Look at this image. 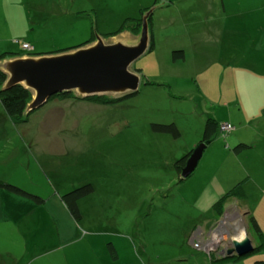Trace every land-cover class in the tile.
<instances>
[{
    "label": "rangeland",
    "instance_id": "obj_1",
    "mask_svg": "<svg viewBox=\"0 0 264 264\" xmlns=\"http://www.w3.org/2000/svg\"><path fill=\"white\" fill-rule=\"evenodd\" d=\"M153 7L155 50L132 65L142 77L138 94L111 104L53 96L23 128L0 103V180L44 200L36 206L24 195L36 205L23 200L16 211L18 251L37 258L25 264H212V253L193 243L198 223L219 217L213 206L230 190L227 177L236 185L264 173V0H0V55L27 56L24 43L36 53L91 38L137 44L140 31L107 36ZM174 51L185 59L175 64ZM213 117L234 126L232 134L246 128L252 145L234 152L219 127L182 181L175 163L196 149ZM172 123L179 138L152 129ZM87 184L95 191L79 202L77 222L58 194ZM251 188L241 198H257ZM254 202L246 203L250 213ZM227 214L220 220L228 235L216 239L222 258L233 239L249 233L255 241L243 213ZM0 222L2 232L15 228L1 212Z\"/></svg>",
    "mask_w": 264,
    "mask_h": 264
},
{
    "label": "water",
    "instance_id": "obj_2",
    "mask_svg": "<svg viewBox=\"0 0 264 264\" xmlns=\"http://www.w3.org/2000/svg\"><path fill=\"white\" fill-rule=\"evenodd\" d=\"M155 8L142 17L141 36L137 44L122 41L105 42L98 38L92 44L70 52L24 56L0 61V70L7 76L3 89L21 85L32 93L26 115L46 105L55 95L70 94L78 98L108 97L123 100L139 93L140 74L132 65L151 51L149 20ZM207 145H200L189 158L181 177L188 179L197 170ZM249 233L233 239L223 259H241L253 254Z\"/></svg>",
    "mask_w": 264,
    "mask_h": 264
},
{
    "label": "trees",
    "instance_id": "obj_3",
    "mask_svg": "<svg viewBox=\"0 0 264 264\" xmlns=\"http://www.w3.org/2000/svg\"><path fill=\"white\" fill-rule=\"evenodd\" d=\"M154 6H156V4ZM150 9L151 8L142 9L140 18H138V19H127V21L125 23L126 25L124 24L118 33H114L113 35H108L107 37H116L117 35L121 34L122 32H125V31L134 32V30H135V31L141 32V30H142V17ZM149 27H150V32H151V50L150 51L152 52L155 49V40H154V35H153L154 34L153 33V17H151L149 20ZM95 41H96L95 38H91L90 40H88L86 42H82L81 44L77 45L74 48H69V49H64V50H59V51H54V52L51 51V52L36 53V50L34 49L33 46H32L31 50H25V49L24 50L29 52V54L27 56H44V55H52V54H58V53L60 54V53H65V52L75 50L78 48L86 47ZM24 44H29V43H24ZM16 57H24V56L18 55L12 51L11 52L8 51V52H5V53L0 55V61H3L5 59H12V58H16ZM184 59H185L184 51H174L173 52L174 62H176L178 60H184ZM139 71L140 70H136V72H139ZM7 79H8V76L3 71L0 70V103L2 104L3 109H4L5 113L7 114V116L13 121V123L15 125H17V126L25 125L28 122V117L33 113V112H31L29 115L25 114L28 105L32 101V93L29 90L25 89L21 85H16V86L11 87L9 89H3L5 83L7 82ZM145 85L148 86V85H152V84H151V82H149V80H146ZM55 96L70 97V96H72V93L60 94V95H55ZM76 98H78V97H76ZM87 99H93V100H96L98 102L101 101V102H104L107 104H111V103H115V102L119 101V100L110 99L108 97H90ZM219 127H221V125L216 120H214L213 118H208L206 120V123H205L204 133L202 135V138H201L199 144L196 146V149L202 144H206L207 147L210 144H212L213 141L217 138V136L220 133ZM152 129L156 133L170 134L175 138H179L181 135L177 126L174 123H172V124H153ZM207 147H206V149H207ZM248 147H251L250 144H240L235 148V151L238 152L241 149L248 148ZM196 149H192L188 154H186L184 157H182L175 164L174 169L182 181L186 180V179H183L181 177L182 170L185 168L189 158L191 157V155L193 154V152ZM0 190H10V191L22 194V195L31 196L28 192L24 191L21 187L15 185V184H12L11 182H8V181L6 182L5 180L4 181L0 180ZM94 191H95L94 186L92 184H87V185L81 186L80 188H78L76 190H73L67 194H63L60 196L62 202L67 207L69 213L74 218V220H76L77 222L78 221L80 222L82 219V212H81V208L79 206V202L82 199L86 198L87 196L93 194ZM244 194H245L244 187H242L241 184H238L232 190H230L227 194H225L218 202H216L214 204L213 208L215 209V211L218 212V214H223L224 204L226 203V201L229 198L241 197V196H244ZM31 197H33L36 200L35 202L39 205L44 203L43 199L36 197L35 195H32ZM251 226H252L255 234H259L260 236H263L261 228H260L257 220L255 219V217H252V219H251ZM262 248H264V242L260 247H258L256 249L255 253L260 252V250H262ZM112 249L114 250V248H112ZM225 260L226 259L219 257V259L213 260L212 264H218V263H221ZM231 260H236V258L231 259ZM255 264H263V261L259 259L256 261Z\"/></svg>",
    "mask_w": 264,
    "mask_h": 264
},
{
    "label": "crops",
    "instance_id": "obj_4",
    "mask_svg": "<svg viewBox=\"0 0 264 264\" xmlns=\"http://www.w3.org/2000/svg\"><path fill=\"white\" fill-rule=\"evenodd\" d=\"M144 9H146V8H144ZM154 40H155V36H154ZM155 47H156V43H155ZM176 63H177V61L175 62V64ZM213 119L216 120L217 122L219 121L217 118L213 117ZM23 126H25V125H21V128H23ZM244 130H246V128H243L242 130H239V131L236 130L237 132H235V134H231V137L228 138L229 141H230L229 146L233 147V151L236 152V153H240L242 151V149L240 151H238V152L235 151V148L238 145H240V144H250V146L252 145L249 142V140L252 139V137L249 135L248 132H244ZM219 135H220V133H219ZM37 147H38L37 145L34 146L35 149H37ZM257 162H260V161H257V160L255 161V163L258 165ZM261 173H263V171H261ZM258 174L259 173L253 174L252 177L250 176V179H252V180L245 182V184H241L242 182H240L241 186L244 187L245 189H246V187H249V188L252 187L251 188L252 191L258 189L257 198L255 197V194L253 195V197H252V195L249 196V198L247 200L245 198L243 199L241 197L229 198L226 201V203L224 204L223 214H219V217L214 219V220H208L207 222L198 223V225H200V228H199V230H198V232L196 234H193V237L194 236L195 237H199V238H203L204 237L205 239H208L209 237H211L210 236V232L212 231L214 226L217 224V221H219L222 216L226 215L227 212H228V214H230L231 210H238L240 214L243 213V215H244V218H245L246 224H247L246 226L248 227V228L246 227V229L250 228L252 217H255V219L257 220V222H258V224H259V226L261 228L263 236H260L259 234H255L254 233L255 241L253 243H254L255 247H260L263 244V242H264V216H263L264 213H261V209L264 210V173L261 174L260 175L261 177H259L258 180H257L255 178V176H259ZM211 178H214L213 175L211 176ZM3 179L5 181L7 180L8 182L12 181L11 179L9 180V179H7L5 177ZM226 179L227 180H225V183L228 184V186H227L228 189L231 190L232 187H235V186L238 185V184L235 185V183H234V182H236L235 180L234 181H229L228 177ZM239 179H241V177L237 178V180H239ZM231 180H232V178H231ZM260 180H262V182H260ZM218 184H219V181L216 178V186ZM15 185L21 187L22 189L27 190L26 188H24L20 184H15ZM260 190H261V192H260ZM8 191H6V190L5 191H0V212H1V215H4L5 218L8 221H13L14 222V227L15 228H12V229L11 228H6V230L4 232H2L0 230V264H25L27 260L32 262L33 260H35L37 258L33 254H27L26 255L23 252L21 253L20 249L18 251V247H17L18 244L16 243V241L18 239H20L19 238L20 235H19L18 227H20L21 220L23 221V219L22 218H18L16 216L17 215L16 211L22 205V201L23 200H29L30 201L29 202V206L32 203L34 205H36L37 203L35 204L31 200V198H25L24 195H22V194H19V193L10 191V190H8ZM259 192H260V194H262L261 197H258L259 196ZM31 193H34V192H31ZM58 195H59V197L61 196V194H58ZM248 195H249V192H248ZM249 201H252V202L255 201L254 203H259L256 213L255 212L254 213H250L249 208L246 205V203H248ZM36 206H39V204L36 205ZM30 208H32V207H30ZM9 211H12V212L15 211V212H14V214H12ZM9 218H10V220H9ZM67 218L68 217L65 216V219H67ZM69 222H71V221H69ZM233 224H235V223H233ZM1 227H2V222H0V228ZM73 228L74 227L72 226V232H73ZM64 232H66V231H64ZM72 232L71 233L66 232L65 233V237L70 238L71 237L70 235L72 234ZM249 232H250V230H249ZM61 236H62V234H61ZM21 241H22V239H21ZM12 248L14 249V252L10 251V249H12ZM257 253H258V257L255 260L254 259H249L246 256V257L241 258V259L227 260V261H230V264H255L256 261L260 259V260L263 261V264H264V248H262V250H260V252H257ZM207 256L210 257V255H207ZM214 256L215 255L211 256L212 257V261L216 260V259H219V257H220V256L218 257V255H216L215 257ZM7 257H9V258H7ZM211 257H210V259H211ZM7 261H9L10 263L7 262ZM227 261L225 260L223 262H227ZM223 262H221V263H223ZM221 263H218V264H221Z\"/></svg>",
    "mask_w": 264,
    "mask_h": 264
},
{
    "label": "built area",
    "instance_id": "obj_5",
    "mask_svg": "<svg viewBox=\"0 0 264 264\" xmlns=\"http://www.w3.org/2000/svg\"><path fill=\"white\" fill-rule=\"evenodd\" d=\"M23 48L25 49V50H31L32 49V46L31 45H29V44H24L23 45ZM221 134H222V136L225 138V137H227V135H229V134H231L234 130H235V127L234 126H232L231 124H229V123H225V124H223V125H221ZM227 134V135H226ZM211 239H212V237H209L208 239H205L204 237L203 238H199V237H194V239H193V243H194V245H195V247H197V248H199V249H202V250H204V251H207L208 253H212V249L209 247L210 246V241H211ZM216 239H219V238H215V240ZM195 240H197V242H195ZM208 241V240H210V241H208L207 242V244L206 245H202V247H201V244L203 243V242H205V241ZM226 240V239H225ZM202 242V243H201ZM219 253H223V252H219Z\"/></svg>",
    "mask_w": 264,
    "mask_h": 264
},
{
    "label": "flooded vegetation",
    "instance_id": "obj_6",
    "mask_svg": "<svg viewBox=\"0 0 264 264\" xmlns=\"http://www.w3.org/2000/svg\"><path fill=\"white\" fill-rule=\"evenodd\" d=\"M222 221L219 220L217 221V225L212 229V231L210 232V236L212 237V242L210 243V248L212 249V254L211 255H218V253L221 251V249L218 248L217 244H216V240L215 238L219 237L218 235H221V233L224 232V234L228 235L227 231H224V225L221 224ZM227 230H231L229 227ZM218 250V251H217Z\"/></svg>",
    "mask_w": 264,
    "mask_h": 264
},
{
    "label": "bare ground",
    "instance_id": "obj_7",
    "mask_svg": "<svg viewBox=\"0 0 264 264\" xmlns=\"http://www.w3.org/2000/svg\"><path fill=\"white\" fill-rule=\"evenodd\" d=\"M242 239V238H241Z\"/></svg>",
    "mask_w": 264,
    "mask_h": 264
}]
</instances>
